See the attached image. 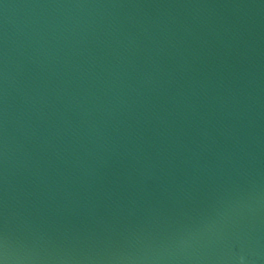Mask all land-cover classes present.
Instances as JSON below:
<instances>
[{
	"label": "water",
	"instance_id": "1",
	"mask_svg": "<svg viewBox=\"0 0 264 264\" xmlns=\"http://www.w3.org/2000/svg\"><path fill=\"white\" fill-rule=\"evenodd\" d=\"M0 264H264V0H0Z\"/></svg>",
	"mask_w": 264,
	"mask_h": 264
}]
</instances>
